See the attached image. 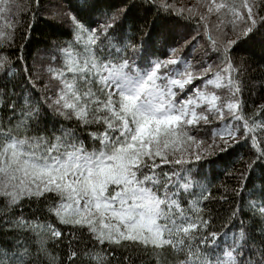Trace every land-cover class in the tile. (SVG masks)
I'll return each mask as SVG.
<instances>
[{
    "label": "snow or ice",
    "instance_id": "6c2138e0",
    "mask_svg": "<svg viewBox=\"0 0 264 264\" xmlns=\"http://www.w3.org/2000/svg\"><path fill=\"white\" fill-rule=\"evenodd\" d=\"M5 14L0 264H264V103L244 98L264 91L245 81L264 67V0H0ZM41 20L68 38L33 51ZM233 157L235 186L215 183Z\"/></svg>",
    "mask_w": 264,
    "mask_h": 264
},
{
    "label": "trees",
    "instance_id": "16d2710c",
    "mask_svg": "<svg viewBox=\"0 0 264 264\" xmlns=\"http://www.w3.org/2000/svg\"><path fill=\"white\" fill-rule=\"evenodd\" d=\"M187 1L191 0H176L178 5H185L190 6L187 4ZM197 1V0H196ZM15 3L18 4H24L27 2V0H14ZM58 2V0H50L51 5H55ZM113 3L119 4L120 0H113ZM7 17V14H5V17H0V26L3 25L4 19ZM25 20L28 18L25 17ZM34 37V45H33V51H35L36 48H43L44 47V41L53 40V39H67L68 36L65 35H53V29L50 28L46 23H44L43 20H41L37 27L36 31L33 33ZM36 41H39L41 43H35ZM19 43V41H17ZM249 53H251L257 61L260 59V52H259V45L254 46L253 48H250L248 50ZM251 77V79L249 78ZM264 78V67H261L260 64H256L254 66V70L250 69L249 74L245 76V81L247 82L249 88H251L252 83H257L261 81V79ZM254 92V94H253ZM244 98L247 101V107L246 112L250 113L252 111V108L255 105H258L260 103H264V91H261L259 89H253L251 91L247 90L244 93ZM254 102V103H253ZM239 153L244 155V158H248V146H245L238 150ZM236 160V157L232 158V161L228 162H222L220 165L217 166V170L214 173V176L216 177L214 182L219 184L221 181L228 183L231 186H235L234 182L231 180V178L226 177L223 173L225 168H231L233 166V162ZM242 165L240 163H235V167L239 168ZM3 201L0 200V206H2ZM35 207V205H33ZM221 214L226 215L227 214V204L218 205ZM25 212H28L27 206H25ZM43 218V217H42ZM83 264H88L87 260L83 261Z\"/></svg>",
    "mask_w": 264,
    "mask_h": 264
},
{
    "label": "rangeland",
    "instance_id": "374dc122",
    "mask_svg": "<svg viewBox=\"0 0 264 264\" xmlns=\"http://www.w3.org/2000/svg\"><path fill=\"white\" fill-rule=\"evenodd\" d=\"M196 3H197L196 0L187 1V4L190 5V6L195 5Z\"/></svg>",
    "mask_w": 264,
    "mask_h": 264
}]
</instances>
